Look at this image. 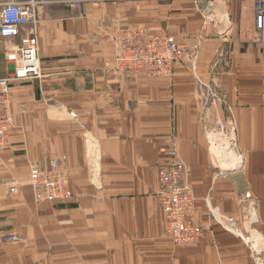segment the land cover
Listing matches in <instances>:
<instances>
[{"label":"crops","instance_id":"1","mask_svg":"<svg viewBox=\"0 0 264 264\" xmlns=\"http://www.w3.org/2000/svg\"><path fill=\"white\" fill-rule=\"evenodd\" d=\"M196 1L51 3L22 28L38 37L44 75L12 81L14 125L0 149V264L264 258V48L239 38L253 29V4L241 11L229 2L230 20L221 24L206 23ZM132 29L176 37L187 54L172 77L116 69V47ZM10 42L0 35V78L13 73ZM209 92L218 99L209 103ZM229 114L244 157L243 169L232 171L213 164L207 135ZM171 149L188 166L204 229L187 246L168 235L159 190L158 166ZM56 156L67 158L73 196L38 202L25 185L31 167L48 168ZM19 182L20 195L10 196Z\"/></svg>","mask_w":264,"mask_h":264},{"label":"built area","instance_id":"2","mask_svg":"<svg viewBox=\"0 0 264 264\" xmlns=\"http://www.w3.org/2000/svg\"><path fill=\"white\" fill-rule=\"evenodd\" d=\"M48 2L49 0L0 2V35L11 39L7 45L6 58L14 65L10 76L0 78V149L7 146L14 125L12 105L15 98L12 81L40 79L43 76L38 38L33 33L23 32L22 28L35 24L39 12ZM80 3L81 1L71 2L77 7H80ZM196 3L203 12L205 22L212 21L213 14L204 8L212 3L211 0H197ZM255 24L264 46V0H259ZM15 38H19L20 42L12 40ZM116 48L118 69L145 72L157 77L171 76L175 61L183 56L175 36L149 35L142 29L128 31ZM219 128V132L226 131V126L221 122ZM168 154L172 157L170 161L158 167L159 190L167 231L176 245L195 244L203 237L204 229L195 221L196 198L188 170L185 162L178 158L176 150H171ZM29 182L35 198L40 201L67 200L73 196L65 156L50 159L48 168L31 167ZM12 191L17 193L18 188L13 187ZM10 238L16 239V236Z\"/></svg>","mask_w":264,"mask_h":264},{"label":"rangeland","instance_id":"3","mask_svg":"<svg viewBox=\"0 0 264 264\" xmlns=\"http://www.w3.org/2000/svg\"><path fill=\"white\" fill-rule=\"evenodd\" d=\"M8 1H11V0H8ZM13 1H21V0H13ZM73 1H81V3L80 4H82L83 2H85L86 0H49V2L48 3H46L45 5H44V7H43V9L39 12V14H38V19H39V15H40V13L45 9V7L47 6V5H49V4H51V3H60V2H64V3H68V4H70L72 7H75V8H78L77 6H74L73 4H71V2H73ZM202 1H206V0H202ZM231 1H233L234 3H236L235 4V8H241V11H242V8H244V6L246 5V6H248L250 3H252L253 4V12L254 13H256L257 12V7H258V3H259V0H218V3L219 4H217V2L216 1H213V0H211V2L212 3H210V5L208 6V8H209V10L210 11H212L213 13H215L216 14V17H214V18H212V21H209V22H212V23H220L221 22V24H223V23H228L229 22V20H230V14H229V12H230V5L231 4H229V2H231ZM3 2H7V1H3ZM216 2V3H215ZM221 2V3H220ZM75 4V3H74ZM238 5H239V7H238ZM81 6V5H80ZM198 11H200V13L202 14V16H203V18H204V20H205V17H204V15H203V12H202V10H199L198 9ZM255 16V15H254ZM37 19V20H38ZM226 20V21H225ZM254 21H255V17H254ZM36 23V22H35ZM208 23V22H207ZM32 25H34V24H32ZM253 29H251V27L249 26V27H247V26H245L244 27V29H243V31L240 33V39H244L246 42L247 41H251L252 43L253 42H255L256 44H258L259 42H261V40H260V35H259V33L256 31V29H255V26H253L252 27ZM251 29V30H250ZM130 31V30H129ZM128 32V31H127ZM126 32V33H127ZM25 33H33L34 35H36V33H35V31H34V29H32V30H29V31H25ZM126 33H124V35L126 34ZM165 34H169V33H165ZM124 35L122 36V37H124ZM150 35V34H149ZM159 35V34H158ZM160 35H162V34H160ZM169 35H171V34H169ZM37 36V35H36ZM121 37V38H122ZM38 38V37H37ZM121 40V39H120ZM120 40H119V42H120ZM39 41V40H38ZM249 41V42H250ZM19 42H20V40H19ZM19 42H16V43H19ZM118 42V43H119ZM179 48H180V51L182 52V54H183V56L182 57H180L178 60H183L182 58L187 54V51H184V49L180 46V44H179ZM263 48H264V46H263ZM6 52H7V50H6ZM117 53H118V50H117V48H116V50H115V65H116V69L117 70H119V71H123V70H120V69H118V66H117V62H116V56H117ZM41 59V58H40ZM178 60H176V61H178ZM175 61V62H176ZM42 63V62H41ZM10 64L13 66V71H14V65L10 62ZM43 69V68H42ZM124 71H133V70H124ZM42 72H43V70H42ZM133 72H135V71H133ZM173 73H174V69H173ZM44 75V74H43ZM173 75V74H172ZM172 75L171 76H169V77H165V78H170V77H172ZM43 77V76H42ZM30 79H34V78H30ZM25 80H27V79H25ZM14 81H16V80H14ZM199 82V85H200V87H205V88H208V86L206 85V84H202V81H201V83H200V80L198 81ZM210 93V92H209ZM217 96V94L216 95H213V94H209L208 96H207V99H208V101H209V103H211V102H213V100H217L218 99V97H216ZM220 97V96H219ZM229 117L230 118H227V119H225V120H217V122L214 124V126L213 127H211V128H209L208 129V133H207V135L209 136V139H210V147H211V156H212V158H211V160L213 161V164L214 165H218L219 167H221V168H225V169H228L229 171H232V170H236V169H243V165H244V157H243V153L240 151V148H239V144H238V142H237V138H236V128H235V125L231 122L232 120H233V116L231 115V114H229ZM219 122H221V123H223V125L224 126H226V131L225 132H222V131H218V129H220L219 128ZM214 138V139H213ZM216 140V141H215ZM215 142H217V144L218 145H222L224 148H225V150H223V154H226L224 157H225V159H224V161H225V163L227 164V163H230V161H231V163H232V166H227L226 167V165L224 166L222 163H221V160H220V158L221 157H218L215 153H214V148H213V146H214V143ZM216 144V145H217ZM171 150H174V149H171ZM170 150V151H171ZM235 153L236 154V157H235V159L236 160H234V161H241V165H236L235 163L236 162H234V165H233V157H231V158H229L232 154L231 153ZM167 153H169V151L167 152ZM169 155V154H168ZM230 155V156H229ZM170 156V155H169ZM177 156H178V154H177ZM66 157V156H65ZM171 157V156H170ZM172 158V157H171ZM170 158V159H171ZM178 158L179 159H181L179 156H178ZM170 159L168 160V161H170ZM182 160V159H181ZM227 160V161H226ZM183 161V160H182ZM167 162V161H166ZM165 163V162H164ZM231 163L229 164V165H231ZM161 164H163V163H161ZM161 164H159V165H161ZM185 164H186V162H185ZM228 165V164H227ZM159 167V166H158ZM186 167H187V170H188V177H189V181H190V176H189V169H188V166H187V164H186ZM67 169H68V167H67ZM69 174V173H68ZM70 178V177H69ZM29 180H30V177H29V179H28V181L25 183V185H28L29 187H30V190H31V192H32V194H33V196H34V193H33V190H32V188H31V186H30V182H29ZM159 182V181H158ZM70 183H71V181H70ZM190 183H191V181H190ZM21 183L19 182V183H14L13 185H10L9 186V195L10 196H19L20 195V193H21ZM192 185V184H191ZM13 187H17L18 188V192L17 193H14L13 191H12V188ZM192 188H193V186H192ZM72 189V188H71ZM193 192H194V190H193ZM245 197L246 198H249V194H245ZM34 198H35V196H34ZM35 200L36 201H38V202H40V200H37L36 198H35ZM43 201H47V200H43ZM163 207V206H162ZM164 211V210H163ZM164 215H165V213H164ZM253 216V215H252ZM251 217V216H250ZM166 218V217H165ZM221 219V218H220ZM226 219H233V218H227L226 217ZM203 229V228H202ZM167 233H168V231H167ZM169 235V234H168ZM11 236H13V235H5V236H3V240L4 241H19V240H21V237L20 236H18V235H14V236H16V239H12V238H10ZM170 236V235H169ZM171 238V237H170ZM174 243V242H173ZM175 244V243H174ZM196 244V243H195ZM176 245V244H175ZM177 246H179V245H177ZM187 246V245H186ZM257 247H259L260 248V245H257ZM257 263L258 264H264V258H257Z\"/></svg>","mask_w":264,"mask_h":264},{"label":"bare ground","instance_id":"4","mask_svg":"<svg viewBox=\"0 0 264 264\" xmlns=\"http://www.w3.org/2000/svg\"><path fill=\"white\" fill-rule=\"evenodd\" d=\"M196 6H197V9H199V10L201 9L200 7H198L197 3H196ZM204 8H205L208 12H210L211 14H213V17H216V14L213 13L212 11H210L209 8H208V6L205 5ZM256 13H257V12H256ZM256 13H254V15H256ZM254 17H255V16H254ZM216 18H217V17H216ZM254 26H255L256 31H257V32L259 33V35H260V32H259V31L257 30V28H256L255 21H254ZM260 40H261V37H260ZM213 139H214V138H213ZM215 141H216V140H215ZM216 144H217V142H215V143H214V146H213V148H214V153H215L218 157H221V158H220L221 163H222L224 166L226 165V167H227V166H229V167L232 166L231 161H230L231 165H229L230 163H227V164H228V165H227V164L225 163V161H224V159H225L224 156H225L226 154H223V150H225V148H224L221 144H220V145H218V144L216 145ZM231 154H232V155H231V156L229 155V156H230L229 158L233 157V165H234V162H236L235 164L238 165V166L241 165V164H242L241 161H238V162H237V161H234V160H236V159H235L236 154H235L234 152L231 153ZM226 161H227V160H226ZM253 242H254V241H253ZM253 244H254V247H255V248L259 249V247H257V245H259V244H257V241L254 242Z\"/></svg>","mask_w":264,"mask_h":264}]
</instances>
